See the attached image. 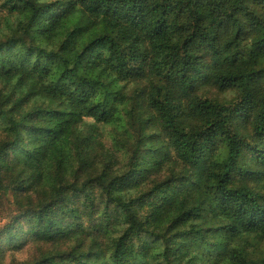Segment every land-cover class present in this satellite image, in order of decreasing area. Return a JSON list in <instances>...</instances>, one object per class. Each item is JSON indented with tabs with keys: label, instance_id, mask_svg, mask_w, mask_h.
Listing matches in <instances>:
<instances>
[{
	"label": "trees",
	"instance_id": "1",
	"mask_svg": "<svg viewBox=\"0 0 264 264\" xmlns=\"http://www.w3.org/2000/svg\"><path fill=\"white\" fill-rule=\"evenodd\" d=\"M1 9L23 17L11 32L0 35V53L16 48L24 59L9 70L0 64V78L41 80L54 67L56 85L43 92L65 102L77 118L97 123H109L114 109L86 100L93 80L81 76L82 67L90 73L104 68L120 82H145L141 103L157 130L151 138L171 151L172 161L196 178L198 188L215 184L211 210L218 229L264 239V204L232 180L243 154L264 157V0H4ZM65 10L107 27L101 51L94 49L85 64L64 44L45 48L33 41L37 23L56 35ZM226 94L233 96L227 100ZM4 107L0 100V120L8 124L0 140V219L5 206L14 209L11 216L17 214L0 230V260L8 246L23 247L14 245L17 235L48 248L28 264H84L92 251L106 253L102 242H87L104 238L103 224L92 220L105 205L114 206L125 224L112 244L115 264H130L135 243L145 237L162 242L164 264H190L181 239L195 234V241L202 240L206 232L196 225L185 227L193 217L190 212L166 221L168 209L159 202L166 190L160 182L131 199L120 196L139 187L134 179L143 166L138 154L145 135L130 148L124 172L118 173V163L109 160H91L69 173L54 163L49 186L36 174L38 166L26 162L33 150L32 112ZM180 119L190 124L188 131L178 128ZM218 141L226 149L221 163L207 157ZM192 258L198 260L194 264L203 263L201 256ZM231 264H264V252L256 258L238 256Z\"/></svg>",
	"mask_w": 264,
	"mask_h": 264
},
{
	"label": "rangeland",
	"instance_id": "2",
	"mask_svg": "<svg viewBox=\"0 0 264 264\" xmlns=\"http://www.w3.org/2000/svg\"><path fill=\"white\" fill-rule=\"evenodd\" d=\"M4 0H0V35L13 30L22 20L19 12H8L1 9ZM106 26L89 21L80 12L64 11L63 23L56 35L51 36L48 27L42 22L33 27L32 37L36 45L45 48L66 47V51H77L85 64L90 53L95 49L101 51L100 38L106 33ZM24 54L16 48L0 53V64L8 69L12 64H20ZM82 77L91 78L93 83L86 87V100L94 105H101L102 109H114L109 123H97L89 118H77L70 111L65 102L58 98H50L43 88L56 85L55 68L41 77L22 80L18 77L0 78V100L7 111L23 112L30 110L33 114L34 125L30 126L32 148L31 159L28 164L37 165L36 174L44 184L52 185L55 175L52 173L54 163H61L66 173L75 171L77 167L88 164L91 160L116 161L115 169L118 173L125 170L128 152L139 135L146 136L145 146L140 150L143 166L138 170L134 181L138 188L124 190L120 193L123 199H131L140 189L148 191L161 183L166 194L159 199L160 204L168 209L166 221L171 222L190 212L193 217L185 223V227L198 226L206 232L205 239L195 241L196 235L191 234L183 239L185 249L191 256L190 264L198 262L192 256H201L202 264H231L233 258L247 255L256 258L264 252V239L254 235L230 234L219 230L220 223L215 221L212 213V199L216 196L213 182L205 184L204 189L196 186V178L181 170L171 159V151L160 141L151 138L157 134L152 124L150 111L142 104L145 82H120L115 80L104 68L95 72H87L82 67ZM232 94H226L230 100ZM8 128L6 120H0V140ZM178 128L188 131L191 126L180 119ZM238 129L245 132L244 124ZM35 148V149H34ZM226 156L225 144L218 141L207 155L208 160L221 163ZM23 164L24 159L21 160ZM232 180L240 188L250 190L261 204H264V157L258 158L254 154L245 153L241 156L238 168ZM14 212L12 207H4L0 219V230L10 222ZM112 219L107 225L108 218ZM95 224H103L100 241H91V246L102 242L106 253L92 251L90 258L84 264H115L112 244L120 236L125 227L122 214L117 209L102 205L98 215L92 220ZM88 226V225H85ZM82 227V232L88 233ZM225 226V223L222 224ZM90 240V241H89ZM23 244L20 249L8 246L9 251L0 260V264H28L37 259L47 247L31 243L23 235H17L15 246ZM136 254L130 264H164L163 245L159 239L145 237L143 241L135 243ZM66 252H69L66 251Z\"/></svg>",
	"mask_w": 264,
	"mask_h": 264
}]
</instances>
